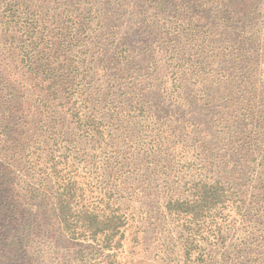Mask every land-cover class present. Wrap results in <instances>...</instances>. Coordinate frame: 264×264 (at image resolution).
<instances>
[{"label": "rangeland", "instance_id": "obj_1", "mask_svg": "<svg viewBox=\"0 0 264 264\" xmlns=\"http://www.w3.org/2000/svg\"><path fill=\"white\" fill-rule=\"evenodd\" d=\"M263 173L264 0H0V264H264Z\"/></svg>", "mask_w": 264, "mask_h": 264}, {"label": "trees", "instance_id": "obj_2", "mask_svg": "<svg viewBox=\"0 0 264 264\" xmlns=\"http://www.w3.org/2000/svg\"><path fill=\"white\" fill-rule=\"evenodd\" d=\"M261 179L264 180V175ZM56 187L57 189L55 193V198L58 204V207L56 208V215L59 219L62 220L63 223L62 225V223L60 222V225H62L60 226V229H62V231H65L72 240H79L81 236L84 237L86 236L85 234H89L90 238L93 237V239L91 240L95 241L96 238L94 236L98 232H103L107 229H111V231L116 230L117 232L121 225L118 221V217H110L109 219V217L106 216L105 223H102L100 226L97 219L99 216H104V209L93 206L79 209L72 206L73 203L77 200L76 198H78L80 194L76 189V185L72 184L70 180L66 182L62 181L58 183ZM192 196L196 197L195 200L192 199V203L194 202L195 206L199 207H187L183 209L181 207L178 209L180 212H184L186 214L191 213L193 215V218L195 220H198L200 219L198 218V216L202 217V207L226 201V199L229 198L230 193H228L227 189L222 184L204 183L200 185L199 190L195 191L194 195ZM199 201L201 202L200 205H198ZM186 202H189V200H187ZM181 204H183V201H181ZM112 218H115V221H113ZM202 225L203 224L195 223L193 227H191L190 225L187 226L186 230H189V232H186L188 233L187 236L189 237L191 236L190 233L194 234L195 232L199 231ZM109 239H111L109 238V236L105 237L106 242H110ZM105 246H109V244L106 243Z\"/></svg>", "mask_w": 264, "mask_h": 264}]
</instances>
